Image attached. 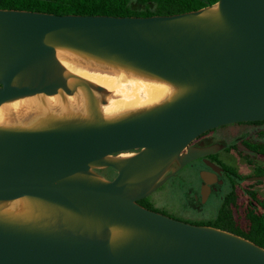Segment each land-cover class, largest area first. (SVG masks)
Here are the masks:
<instances>
[{"label": "water", "instance_id": "1", "mask_svg": "<svg viewBox=\"0 0 264 264\" xmlns=\"http://www.w3.org/2000/svg\"><path fill=\"white\" fill-rule=\"evenodd\" d=\"M218 4L215 18L200 16L205 8L152 16L0 8V105L61 87L69 91L57 45L113 58L186 88L173 101L117 121L0 129V202L40 198L101 233L82 225L0 220V264H264V247L249 239L139 203L171 176L165 174L174 163L180 168L211 153L189 147L199 136L264 121V0ZM128 150L136 152L106 159ZM93 166L112 167L117 175L95 178ZM114 224L130 231L116 244L105 235Z\"/></svg>", "mask_w": 264, "mask_h": 264}, {"label": "bare ground", "instance_id": "2", "mask_svg": "<svg viewBox=\"0 0 264 264\" xmlns=\"http://www.w3.org/2000/svg\"><path fill=\"white\" fill-rule=\"evenodd\" d=\"M219 15L218 3L200 14L211 18ZM55 58L69 91L61 87L54 94L41 92L3 102L0 105V129L38 130L69 123L117 121L131 115L128 113L137 107H157L186 91L184 86L156 74L74 47L57 45ZM25 78L20 77L18 82ZM98 87L109 94L106 100L102 99ZM130 156L127 154L122 158ZM106 159L120 158L109 155ZM94 177L104 179L98 175ZM0 220L43 227L63 224L74 228L82 225L90 233L101 234L95 226L86 220L87 223L83 222L73 212L40 198L0 202ZM129 234V229L114 224L105 235L116 244Z\"/></svg>", "mask_w": 264, "mask_h": 264}, {"label": "rangeland", "instance_id": "3", "mask_svg": "<svg viewBox=\"0 0 264 264\" xmlns=\"http://www.w3.org/2000/svg\"><path fill=\"white\" fill-rule=\"evenodd\" d=\"M100 94L103 100L109 96L105 91H100ZM147 109L140 106L128 114ZM260 129L262 126L249 123L229 124L215 129L190 146L200 143L206 145L218 163L223 167L226 165L234 168L241 175L240 178L244 177L243 180L237 178L239 185L236 198L228 204L238 228L244 231L248 229L249 224L246 212L253 201H249V193L244 189L255 191L256 198L264 200V179L258 178L264 174H258L256 170L264 165V156L250 152L241 141L256 136V132ZM135 152L128 150L112 156L122 158L127 154L134 155ZM246 157H249L253 164L249 163ZM177 166L178 163H174L170 167L165 175L172 173L171 176L147 197V203L152 206L150 209L193 223H207L214 220L224 199L231 193V184L227 175L211 171L207 163L201 159H195L180 168ZM92 172L105 180H111L117 175V171L112 167L92 168ZM258 211L264 212V209L259 206Z\"/></svg>", "mask_w": 264, "mask_h": 264}, {"label": "trees", "instance_id": "4", "mask_svg": "<svg viewBox=\"0 0 264 264\" xmlns=\"http://www.w3.org/2000/svg\"><path fill=\"white\" fill-rule=\"evenodd\" d=\"M219 0H0L1 9H17L38 11L55 14H80V15H112V16H152V15H170L199 10L205 7L213 6ZM262 126V129L256 132V136H250L242 139V145L254 154L264 156V121L240 122ZM218 129V128H217ZM208 133V132H207ZM249 163L252 160L246 157ZM225 174L230 180L231 193L224 199L216 218L207 223H196L199 225H208L220 228L264 247V212L258 211L259 206L264 209V200L256 198L255 191H248L253 200L250 208L247 210L249 221L246 231L238 228L231 210L228 208L229 202L236 198L238 188L237 178L240 174L232 167L226 166ZM257 167V166H256ZM258 174H264V165L258 167ZM147 197L140 200L139 203L145 207L150 206ZM159 211V210H157ZM164 213V212H163Z\"/></svg>", "mask_w": 264, "mask_h": 264}, {"label": "flooded vegetation", "instance_id": "5", "mask_svg": "<svg viewBox=\"0 0 264 264\" xmlns=\"http://www.w3.org/2000/svg\"><path fill=\"white\" fill-rule=\"evenodd\" d=\"M216 129H217V128H216ZM212 131H215V129L208 131V133H207V132L204 133L203 135L199 136L196 140L201 139L202 137H204L205 135L209 134V133L212 132ZM196 140H195V141H196ZM195 141H194V142H195ZM194 142H192L190 146H192ZM190 146H189V147H190ZM191 148H194V149H202V150H206V149H208V147H207L206 145H203L202 143H200L199 145L193 146V147H191ZM198 159H201L202 161H204L205 159L211 160V161L214 162L216 165L222 167V171H221V173H223L224 175H226V174H225V168H224L220 163H218V162L214 159V157H213V153H212V152H211L210 154H208L207 156H204V157H201V158H198ZM204 162H205V161H204ZM207 166H208V165H207ZM208 167H209V169H210L211 171L217 173V171H214L210 166H208ZM177 168H178V166H177ZM111 180H112V179H111ZM244 191L247 193L248 191H252V190H246V189H244ZM248 198H249V201L251 202V200H252L251 197H248ZM252 202H253V201H252ZM165 214H167V213H165ZM168 215H169V214H168ZM170 216H171V215H170ZM187 222H188V221H187ZM191 223H193V222H191Z\"/></svg>", "mask_w": 264, "mask_h": 264}]
</instances>
